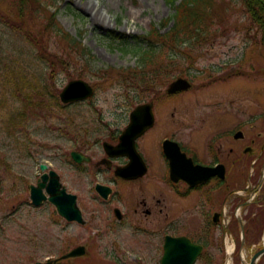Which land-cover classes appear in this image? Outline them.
Segmentation results:
<instances>
[{
  "label": "rangeland",
  "instance_id": "rangeland-1",
  "mask_svg": "<svg viewBox=\"0 0 264 264\" xmlns=\"http://www.w3.org/2000/svg\"><path fill=\"white\" fill-rule=\"evenodd\" d=\"M37 1L0 0V264L46 262L81 244L87 245L88 255L63 264H120V255H109L117 249L115 235L103 234V225L85 228L67 222L48 201L32 205L30 185L42 174L40 165L56 170L69 190L92 185L77 181L70 152L118 132L126 111L151 101L155 90L145 82L150 74L158 76L153 85L163 94L177 77L193 84L158 102L172 107L177 118L167 127L163 121L157 132H183L186 114L206 128L229 116L245 134L241 152L250 138L264 135V36L256 33L241 0H215L208 34L200 43L179 46L150 34L155 25L160 35L174 26L170 17L175 10L167 0H94L96 9L108 12L109 28L92 21L87 0ZM138 47L155 48L154 64L141 60ZM78 78L94 87V96L64 105L60 92ZM71 118L75 130L69 126L72 132L67 133ZM259 163L263 178L264 161ZM254 169L248 175L239 167L241 198L234 208L210 201L199 208L196 197L175 203V220L204 223L207 248L196 264H250L264 246V180L255 187ZM94 180L107 182L104 177ZM152 180L142 185L149 189ZM217 210L227 213L228 224L212 222ZM240 222L248 229L245 238ZM257 264H264V256Z\"/></svg>",
  "mask_w": 264,
  "mask_h": 264
},
{
  "label": "flooded vegetation",
  "instance_id": "flooded-vegetation-1",
  "mask_svg": "<svg viewBox=\"0 0 264 264\" xmlns=\"http://www.w3.org/2000/svg\"><path fill=\"white\" fill-rule=\"evenodd\" d=\"M158 89L154 87L152 100L146 101L153 104L155 123L135 140L134 147L138 157L135 169L129 173L130 177H123L118 173L130 165L132 162L130 156L110 154L105 143L114 146L120 143V137L125 132L131 112L136 106L126 111L123 118L124 126L120 127L118 132L111 131L106 139H97L92 146H88L86 142L80 148L74 149L84 155L82 162L72 158L74 150L70 152L77 181L89 180L92 185L74 191L66 186L69 194L76 195V204L84 222L63 219L85 228L103 225L104 227L100 229L103 234L109 237L115 235L117 249L113 251V255H109H120V264H162L168 237L189 238L192 243L201 246L202 252L194 263L196 264L207 248L204 223L197 221V224L189 225L184 220H175L174 211L177 209L175 203L178 200L186 202L196 197L199 208L204 206L206 201L234 208L241 198L238 196L239 167L242 171H247L248 175L251 167L255 168V175L252 174L255 187L261 179L264 180L262 166L259 163L264 161L262 133L258 135V140L250 138V145L239 152V146L242 145L239 141L245 140V134L238 128L235 119L229 116L224 121L211 123L210 127L206 128L207 126L201 123L190 122L189 115L186 114L181 128L183 132H180L179 128L170 133L157 132V127L163 121L167 127L177 118L172 107H160L158 103L169 101L173 95L169 94L167 89L166 94ZM99 120L100 123L109 126L101 117ZM74 123V120L69 122L65 132H72L69 126L75 130ZM76 131L75 135H79V130ZM239 131L243 133L240 138L237 137ZM260 138L263 140L260 141ZM166 141L173 142L168 152L165 148ZM207 173L209 177L205 179ZM42 175L43 173L40 177ZM99 177H104L107 182L94 180ZM149 179L153 180L147 189L142 183ZM98 185L104 186L105 189L100 190ZM244 190L248 192L250 186ZM221 193H224L222 201L219 198ZM247 203L241 204L242 209ZM226 215L225 211L217 210L212 215V222L220 224L222 221L228 224ZM189 227L193 228V232ZM86 253L88 255V250Z\"/></svg>",
  "mask_w": 264,
  "mask_h": 264
},
{
  "label": "water",
  "instance_id": "water-1",
  "mask_svg": "<svg viewBox=\"0 0 264 264\" xmlns=\"http://www.w3.org/2000/svg\"><path fill=\"white\" fill-rule=\"evenodd\" d=\"M192 87L191 82L183 77L174 80L169 88V94H175L189 90ZM94 94V88L83 79H75L70 81L62 90L60 97L64 103L75 102L92 97ZM155 123V116L153 112V104L145 103L137 106L132 112L130 117V123L127 126L125 132L120 137V143L117 145H110L105 143L106 150L113 155L128 154L132 159L130 165L118 173L123 177H130L129 173L136 167L138 154L134 147L135 140L142 135L146 130L151 128ZM243 133L239 131L237 137L240 138ZM173 142L166 141L165 148L168 152ZM131 148V151H130ZM170 153V152H169ZM76 161L82 162V154L78 152L72 153ZM48 166L46 164L41 165V169L45 170ZM209 177V173L206 174L205 179ZM178 178H175L177 180ZM203 181V178H202ZM98 188L105 189L104 186L98 185ZM46 191V193H45ZM49 196H48V195ZM31 198L34 205L39 206L45 200H50L56 207L60 215L68 220L83 221L81 212L76 206V195L68 194L65 188H62L60 178L56 171L51 170L49 173H44L39 179L37 185L31 186ZM216 219V218H215ZM202 247L193 244L188 238L168 237L165 253L162 259V264H194L197 256L200 254ZM86 252L85 246H78L68 253L62 255V260L73 257L83 256ZM264 254V248L256 252L250 264H256L258 259ZM55 259H48L46 264H53ZM37 264H43L38 262Z\"/></svg>",
  "mask_w": 264,
  "mask_h": 264
},
{
  "label": "trees",
  "instance_id": "trees-1",
  "mask_svg": "<svg viewBox=\"0 0 264 264\" xmlns=\"http://www.w3.org/2000/svg\"><path fill=\"white\" fill-rule=\"evenodd\" d=\"M22 5L28 0H20ZM37 1V0H35ZM168 3L174 8L175 12L170 17L174 20V26L167 33L160 35L157 31L156 25L152 27L150 34L152 37H158L160 41L168 40L171 46H179L185 43L197 44L204 34H208L207 18L209 17V11L214 4L215 0H167ZM40 3V1H37ZM243 10L249 16L252 25L256 28V33L262 32L264 36V0H241ZM50 5H53L52 3ZM30 9V8H29ZM170 19V20H171ZM169 21V18L165 19V24ZM157 40V39H155ZM157 40V41H159ZM129 47L126 45L123 47L127 50ZM137 53L141 51V60L146 64H154V60L157 57L155 54V48L138 47ZM138 55V54H137ZM65 56H60L59 60L64 61ZM148 81H145L150 88H154L153 83L158 79V76L150 74ZM156 77V78H153ZM139 86V84H138ZM141 87V86H140ZM248 233V229H246ZM247 237L249 234H247ZM250 241L252 239L249 236Z\"/></svg>",
  "mask_w": 264,
  "mask_h": 264
},
{
  "label": "bare ground",
  "instance_id": "bare-ground-1",
  "mask_svg": "<svg viewBox=\"0 0 264 264\" xmlns=\"http://www.w3.org/2000/svg\"><path fill=\"white\" fill-rule=\"evenodd\" d=\"M87 10H90L91 19L94 22H97L99 26L104 28L110 27V22L108 21V12L103 13L100 9H96V3L94 0H87L86 4H84ZM46 47V46H45ZM230 251L232 248H229Z\"/></svg>",
  "mask_w": 264,
  "mask_h": 264
}]
</instances>
